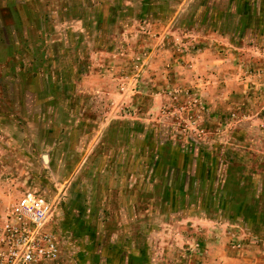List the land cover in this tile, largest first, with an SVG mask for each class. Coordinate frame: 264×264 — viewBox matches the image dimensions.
I'll return each instance as SVG.
<instances>
[{
	"label": "rangeland",
	"instance_id": "1",
	"mask_svg": "<svg viewBox=\"0 0 264 264\" xmlns=\"http://www.w3.org/2000/svg\"><path fill=\"white\" fill-rule=\"evenodd\" d=\"M152 1L140 17L139 0H116L133 9L93 32L51 10L50 52L30 65L18 48L29 23L15 4L32 12L33 0H0V223L26 191L46 196L40 230L59 255L40 264H264V232L189 194L171 192L161 209L150 202L140 222L129 214L128 182L138 199L152 180L131 164L135 153L231 149L249 168L264 156V35L255 23L241 34L186 26L197 0Z\"/></svg>",
	"mask_w": 264,
	"mask_h": 264
},
{
	"label": "trees",
	"instance_id": "2",
	"mask_svg": "<svg viewBox=\"0 0 264 264\" xmlns=\"http://www.w3.org/2000/svg\"><path fill=\"white\" fill-rule=\"evenodd\" d=\"M43 1L33 0L32 12L34 14L31 13V9L28 11L25 7L21 8L25 15H33L29 37L36 49L33 58L34 65L41 64L40 59H43L46 54L43 49L46 40L42 25L55 18V15H51V10L61 13L60 19L61 17L65 19L80 16L84 27L90 26V31L93 32L101 23L103 24L106 17L108 19L114 15L113 18H119L123 15V10L133 9L130 6L114 7L116 0H58L57 5H55V0ZM139 1L142 10L139 16L151 15L149 10L153 11L154 7L148 5L153 1ZM79 2L84 5L82 12L78 11ZM146 9L149 10L145 12ZM144 13L145 15H141ZM42 19L48 21L42 22ZM184 23L186 26L198 24L223 30L233 26L236 34L243 33L248 23H255V35L261 36L264 35V0H197L192 4V9ZM20 48H26V43ZM138 127L139 125L128 126L126 128L128 134L134 133ZM177 144L178 150L172 145H166L156 151H151L147 160L139 159L141 153L130 156L131 164L138 162L139 167L142 168L141 173L152 178L151 185L146 184L145 191L139 193L136 205L138 211H148L151 205H154L156 209L158 207L161 209L160 201L166 202L171 192L179 197L189 194L197 202L202 203L205 210L208 211L210 208L220 210L222 215L231 221L249 223L255 226L252 228L255 232H264V162L262 155L255 156L253 165L249 168L248 160L238 158L237 151L229 149L228 155L224 157L218 153H207L206 151L194 155L191 153L192 148L183 152L181 150H184V147L179 145L180 143ZM242 156L246 157L243 154ZM221 158H224L226 162L224 173H220L221 170L218 169ZM196 165L197 167H193ZM170 179L171 184L168 182ZM200 196L202 199H199ZM150 202L151 205H149ZM143 216L147 218L149 214L146 212ZM134 217L139 222L141 221L139 218L141 216ZM131 258L136 257L131 256Z\"/></svg>",
	"mask_w": 264,
	"mask_h": 264
},
{
	"label": "built area",
	"instance_id": "3",
	"mask_svg": "<svg viewBox=\"0 0 264 264\" xmlns=\"http://www.w3.org/2000/svg\"><path fill=\"white\" fill-rule=\"evenodd\" d=\"M51 205L36 192L26 191L10 219L0 223V264H40L59 255L58 245L41 232Z\"/></svg>",
	"mask_w": 264,
	"mask_h": 264
},
{
	"label": "crops",
	"instance_id": "4",
	"mask_svg": "<svg viewBox=\"0 0 264 264\" xmlns=\"http://www.w3.org/2000/svg\"><path fill=\"white\" fill-rule=\"evenodd\" d=\"M14 5V4H13ZM16 5V7H18L19 8V6L20 7H23L24 5H19V4H15ZM28 5V4H27ZM11 6V5H10ZM29 6V5H28ZM25 7V6H24ZM29 11V10H28ZM29 13V12H28ZM32 14H34L33 12H31ZM30 15V14H28V15H26V19H27V22L29 23L28 25H29V27H28V30L30 31V30H32V27H31V24H33V15ZM19 16V18H20V15H18ZM30 35V34H29ZM29 35L28 34H24V35H22V37L20 38L19 37V39H18V44H19V49H21L20 48V46L22 47V45L23 44H25L26 43V48H24V49H21V50H23V51H27V53L29 54V56H32V60L31 61H29V64L30 65H32V64H34V57H35V55H34V52L36 51V49H35V46L33 45V43H31L30 42V40H31V38L29 37ZM35 40H36V38H34ZM43 49H45V52H46V54L45 55H47V53H49L50 51L48 50V48H46V44L44 43L43 44ZM20 52V51H19ZM16 53H18V52H16ZM32 53V54H31ZM263 156V155H262ZM264 157V156H263ZM238 158H240V157H238ZM260 169V168H259ZM129 183V189H128V191H127V193H125L126 194V197L129 199V203H130V211H129V214H130V216L132 217V215L133 216H143L146 212H147V210L146 211H138V209H137V207H136V205H137V202H138V199H137V197L136 196H133L132 197V194H133V192H135L134 190H133V187L135 188V185H136V182H133L132 180L131 181H129L128 182ZM37 192V191H36ZM38 193H40V192H38ZM40 194H42V193H40ZM42 195H44V194H42ZM45 196V195H44ZM125 195L123 194V197H124ZM46 197V196H45ZM132 209H133V212H132ZM115 212V211H114ZM116 214V213H115ZM133 240H134V238H133ZM136 240V239H135ZM135 242H137V240L135 241ZM138 243V242H137ZM130 263V262H129Z\"/></svg>",
	"mask_w": 264,
	"mask_h": 264
}]
</instances>
